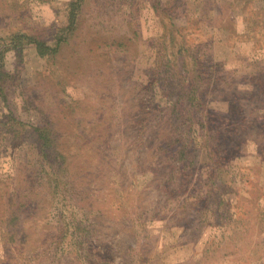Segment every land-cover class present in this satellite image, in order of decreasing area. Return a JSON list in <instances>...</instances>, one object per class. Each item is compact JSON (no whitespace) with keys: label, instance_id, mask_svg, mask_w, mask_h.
<instances>
[{"label":"rangeland","instance_id":"374dc122","mask_svg":"<svg viewBox=\"0 0 264 264\" xmlns=\"http://www.w3.org/2000/svg\"><path fill=\"white\" fill-rule=\"evenodd\" d=\"M71 1L0 0V264H264V0H81L12 47Z\"/></svg>","mask_w":264,"mask_h":264},{"label":"trees","instance_id":"16d2710c","mask_svg":"<svg viewBox=\"0 0 264 264\" xmlns=\"http://www.w3.org/2000/svg\"><path fill=\"white\" fill-rule=\"evenodd\" d=\"M81 5V0H72L69 6V24L67 26H65L64 28H62L63 32H61V34L59 36L56 37V46H50L48 44H46L44 41L38 39L37 37L34 36H28L26 34H15L12 37V47L15 49H18L20 52H22V50L26 47V46H33L36 51L38 52V54L40 56H46L48 54L54 53L58 50L59 46L64 43V41H66V32L68 29H73L77 20V12L78 9L80 8ZM180 49H178V51H172L171 52V56L168 57V63H170V61H177L178 58V54L180 53L179 51ZM1 55V53H0ZM2 56H0L1 59ZM3 65H1L0 63V97L6 101V94H5V89H4V83H3V77L5 75V72L1 69ZM181 74L180 71L176 70L173 71V73L171 74V78H175V77H179V75ZM195 76V75H194ZM193 76V79L191 81L190 84V88L191 91H189V93L191 94L192 97V103L196 104L195 101L198 98V89H197V83H198V79L197 77ZM182 94L179 95L177 97V105L180 104V102L182 101ZM178 107V106H177ZM193 113V112H192ZM2 123V121H0V124ZM34 130L37 134L38 137V142L41 145V151L42 153L46 152V148L51 147V145L53 144L54 139L51 136L50 133V129L47 126H39V127H34ZM1 137V136H0ZM185 150V149H184Z\"/></svg>","mask_w":264,"mask_h":264}]
</instances>
